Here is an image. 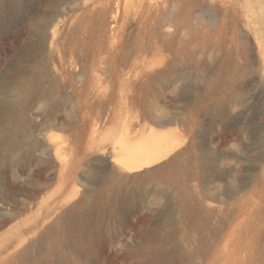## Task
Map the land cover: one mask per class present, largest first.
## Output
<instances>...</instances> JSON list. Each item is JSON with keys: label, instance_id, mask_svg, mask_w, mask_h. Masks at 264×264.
Wrapping results in <instances>:
<instances>
[{"label": "rangeland", "instance_id": "374dc122", "mask_svg": "<svg viewBox=\"0 0 264 264\" xmlns=\"http://www.w3.org/2000/svg\"><path fill=\"white\" fill-rule=\"evenodd\" d=\"M29 1L27 18L11 12L12 50L0 18V264H165L170 252L186 264L199 246L192 264H211L215 234L236 262L257 264L264 0ZM38 18L58 24L57 47L33 37ZM33 45L25 60L21 51ZM74 58L77 77L67 69ZM23 65L28 71L18 73ZM94 75L101 109L130 111L135 135L175 133L181 148L131 171L107 142L90 144L84 111ZM27 82L33 91L22 92ZM84 84L86 98L75 89ZM13 102L25 130L8 119ZM26 130L41 151L21 143Z\"/></svg>", "mask_w": 264, "mask_h": 264}, {"label": "bare ground", "instance_id": "6f19581e", "mask_svg": "<svg viewBox=\"0 0 264 264\" xmlns=\"http://www.w3.org/2000/svg\"><path fill=\"white\" fill-rule=\"evenodd\" d=\"M144 2L145 0H139L140 7L141 5H143ZM18 8L19 10L22 11L21 14H23L26 17L31 11L32 6L29 0H0V18L3 17L5 19L7 23V27L9 28L7 39L9 40L11 50L14 48L13 39L15 38V35L12 31L15 21H13L11 12H13V9H18ZM116 17H117L116 15L112 17V21H111L112 29L117 26ZM36 25H38L37 29L40 31L39 33L32 31V34L33 37L38 38V40L40 41V45L44 46L46 44H49L51 49L53 46L57 47L60 39H59V31L57 30L58 24H55V20L51 18L49 20L42 21L38 18L36 20ZM34 46L35 45L30 47L29 49L24 48V50L21 51L22 53L21 57H23L25 60H28L30 58V52L31 50H33ZM39 49H42V47ZM57 50H59V48H57ZM71 54L72 52H70V55ZM60 57H61L60 58L61 66L63 67L64 66V62L62 60L63 57L62 56ZM65 60L67 61L66 58ZM68 64H69L68 65L69 67L67 68L68 71L71 74L73 73V75L75 74L76 76L80 72L78 61L74 58L70 60ZM10 66H11V71L13 72L12 64H10ZM25 67L26 65L21 66L17 72L26 73L28 70L27 67L26 68ZM92 79L93 82L92 85L90 86V93H89L91 111L89 110L84 111V121L87 123L86 137L90 142V144H96V143L99 144L101 142H107L108 145L112 147L113 153L119 156L122 162L125 163L131 171L141 170L143 168L151 167L155 164H158L163 160L167 159L168 157H170L172 154H174V152H176L181 148L182 141L175 133L173 135H161L156 131L152 130L148 133L143 132L135 135L136 132L133 129V127L135 126L134 123L135 117H133L130 114V111H126L127 113L126 115L124 113L119 115L111 107V103H108L106 105V108L101 109V105L99 103L100 99L98 97V92H97L96 76L95 75L92 76ZM33 85L34 84L32 82H27L22 88V92H25L26 90L33 91ZM84 86L85 84L79 85L76 86L75 89L81 91V93L79 94L86 98V89H84ZM184 88L187 87L184 85ZM34 90H36V88H34ZM47 94H50V91L49 93L47 92L45 95ZM6 114L14 130H18V131L25 130L26 120L19 110L18 102L11 103L6 108ZM146 117L147 118L149 117L148 114H146ZM166 123L172 124L173 121L169 120L166 121ZM109 124L113 125V127L109 129L111 130V134L104 139L102 138V135L104 134V131L106 130V127ZM24 132H25V138L21 140V143L27 146V151L28 152H32L35 150L41 151V149L43 148V144L36 141L33 137V134L29 133L27 130ZM15 143L17 142L11 140V143L9 145L13 146V148L10 147L9 152H11V150L17 147ZM2 160H4V158H2L0 155V162ZM0 173L4 174V172L1 169H0ZM1 213H3V211H1L0 209V214ZM204 227L206 229V226ZM219 228L220 227H218V232L220 231ZM213 239H209V244L211 246L215 245L214 247L216 249V254L218 255L215 261H213L211 264H238V263L243 264V262L246 260V257L244 258L243 256L241 260H238V262H236L237 260H235L232 252L226 254V251L228 250L230 244L218 248L216 244L217 242L216 234L214 235ZM201 249L202 247L199 246L198 251L192 254H188L187 255L188 262L186 264H192L193 259L195 260L198 259L199 256L201 255V252H199ZM176 257L177 256L174 257L173 254L170 252L168 257L165 258L166 261L165 264H185L184 259L182 261H179L178 258ZM54 264H71V263L66 257H59L58 260L54 262ZM151 264H158V263L151 262ZM257 264H264V249L259 253Z\"/></svg>", "mask_w": 264, "mask_h": 264}]
</instances>
